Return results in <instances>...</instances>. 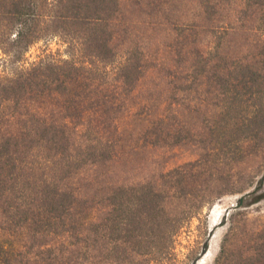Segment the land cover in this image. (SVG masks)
I'll use <instances>...</instances> for the list:
<instances>
[{"label": "trees", "instance_id": "1", "mask_svg": "<svg viewBox=\"0 0 264 264\" xmlns=\"http://www.w3.org/2000/svg\"><path fill=\"white\" fill-rule=\"evenodd\" d=\"M190 1L188 23L166 29L180 84L145 136L198 157L125 182L109 176L124 148L117 120L151 61L132 43L137 10L128 0H0V264H167L194 217L254 185L238 187L234 168L264 154V0ZM131 2L153 20L173 5ZM53 39L63 50L28 57ZM186 114L204 118L170 121ZM263 199L264 174L235 207ZM237 213L215 264H264V225L241 229Z\"/></svg>", "mask_w": 264, "mask_h": 264}, {"label": "rangeland", "instance_id": "2", "mask_svg": "<svg viewBox=\"0 0 264 264\" xmlns=\"http://www.w3.org/2000/svg\"><path fill=\"white\" fill-rule=\"evenodd\" d=\"M127 5L131 10H137L133 13L136 23L132 43L149 52L151 61L149 69L136 88L128 109L117 120L123 136L124 148L109 176L120 178L125 182H134L152 179L161 171H167L198 157L197 150L190 145L155 144L151 137L145 136V130L151 126L155 119L164 114L165 108L170 104L172 91L178 89L180 84L178 81L180 71L172 65L173 54L169 46L173 36L167 34V26L174 22L187 24L196 5L190 0H173V5L168 7L166 13L156 20L144 12L149 9L144 5L142 9H139L132 4L131 0H128ZM130 16H132V12H130ZM164 17L165 19H163ZM46 48L53 50L61 48L63 50L64 46L56 39L49 42L43 40L34 45L27 55L32 60ZM2 64L0 60V72L3 69ZM186 104L182 105L183 110ZM202 118H204L202 114H186L180 117L172 115L170 121L175 124L187 121V126H194V123ZM234 169L239 178L236 183L238 187L249 186L252 182L254 185L248 187L244 192L224 194L216 200L211 208L205 209L200 218L194 217L178 236L175 257L167 264H192L193 261L194 264H198L208 253L210 246L213 247V256L203 264H215L222 240L229 230L228 217L232 212H238L235 221L241 229L257 230L262 228L264 225V199L241 209L236 208L235 205L238 197L254 189L258 180L263 176L264 154L247 158ZM215 205L221 210L217 216L212 212ZM225 218L226 220H224ZM222 220H224L223 223H221ZM216 232H218V237L213 243ZM205 239L209 243L206 251L204 250Z\"/></svg>", "mask_w": 264, "mask_h": 264}, {"label": "bare ground", "instance_id": "3", "mask_svg": "<svg viewBox=\"0 0 264 264\" xmlns=\"http://www.w3.org/2000/svg\"><path fill=\"white\" fill-rule=\"evenodd\" d=\"M222 205V204H221ZM213 209V208H212ZM212 212H214V214L217 216L221 213V210L218 208V206L215 205L214 209L212 210ZM211 214V213H210ZM216 218V217H215ZM215 224V222H213ZM218 237V232H216V234L214 235V241L213 243L216 241ZM211 248L209 249L208 253H206V255L204 256L203 260H200L198 262V264H203L204 262H206L207 260H209L213 255V250H212V246H210Z\"/></svg>", "mask_w": 264, "mask_h": 264}]
</instances>
